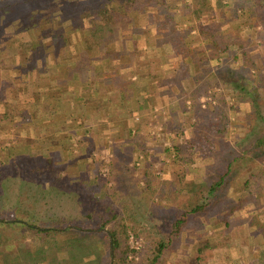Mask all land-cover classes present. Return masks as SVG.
Masks as SVG:
<instances>
[{
    "label": "rangeland",
    "instance_id": "rangeland-1",
    "mask_svg": "<svg viewBox=\"0 0 264 264\" xmlns=\"http://www.w3.org/2000/svg\"><path fill=\"white\" fill-rule=\"evenodd\" d=\"M88 1L81 2L85 6ZM118 2L108 0L107 6ZM255 2L246 1L258 8L259 17L236 13L240 18L229 21L237 9L235 0H207L208 5L206 0H152L146 12L138 15L139 25L134 30L132 25L126 26L110 44L115 58L94 65L96 70L88 76L94 79H78L77 98L72 88L59 98L64 104L61 115L76 116L79 121L75 127L64 126L74 131L72 145L82 160L79 169L71 172L89 169L84 183L91 189L98 179L107 181L120 222L131 226L127 243L133 264L153 262L151 245L159 239L166 247L153 264H264V146L254 150L251 145L263 133L264 123L251 99L243 98L245 95L234 89L229 79L224 80L225 76H237L248 90L258 93L264 114V2ZM71 3L76 0H0V91L5 83L3 93L9 103L19 100L25 105L17 108L13 104V117L25 112L28 82L32 80L31 86H35L33 79L42 74L45 63L49 70L50 60L43 47L29 77L24 76L21 65L28 63V51L20 42L42 37L44 46L51 48V28L61 12L69 13ZM166 12L173 16L177 29L170 28ZM141 23L155 29L144 33ZM175 33L186 36L188 43L199 49L197 57L204 59L182 60L171 43ZM211 34L221 43L219 47L225 42L230 49L220 52ZM70 38L77 40L75 35ZM72 48L74 55L69 58L80 57L76 47ZM94 50L92 57L97 56ZM62 55L66 56L65 52ZM106 71L111 73L116 90L102 98L100 86L93 85V75ZM104 85L110 88L108 83ZM121 85L125 86L120 91ZM91 101H95L93 106ZM4 104L0 103V114L6 109ZM125 107L131 112L116 130L109 125L99 127V111ZM83 118L86 121L82 124ZM12 123L5 128L0 125V134L15 132L12 130L18 125ZM176 143L181 146L179 159ZM3 148L0 161H7L8 150ZM229 161L233 172L218 186L214 198L207 191L209 185L227 169ZM66 174L77 180L70 171ZM22 181L23 174L16 172L14 180L3 187L0 184V264H4L6 244L11 242L14 246L9 250L14 248L15 264H39L44 258V264H118L106 228L95 229L91 222H85L87 207L82 208L77 200L65 201L61 214L67 216L68 224L87 228V239H73L78 249L93 248L94 252L85 251V257L76 247L70 254L68 246L73 243L62 231L48 235L32 228L27 240L24 235L29 230L10 227L8 224L18 220L8 213L17 206L16 189L13 192L12 188ZM45 200L30 199L36 216H52L59 211L51 206V198L47 197V203ZM207 201L213 202L207 206V213L197 215L180 232L175 231L174 218L164 212V207L156 209L171 202L188 205ZM41 246L44 252L38 250Z\"/></svg>",
    "mask_w": 264,
    "mask_h": 264
},
{
    "label": "trees",
    "instance_id": "trees-1",
    "mask_svg": "<svg viewBox=\"0 0 264 264\" xmlns=\"http://www.w3.org/2000/svg\"><path fill=\"white\" fill-rule=\"evenodd\" d=\"M81 1L82 0H76V3L69 4L68 14H63V11L59 17L57 16V23L55 22L51 28V48L44 46V42H42L44 40L42 37H33L29 43H25L23 41L20 42L28 51V63L21 65V67L25 68L21 69V74L23 73L24 76H28L32 72V69L36 66V59L41 55L43 47V50H45L43 54L45 55L47 53V56L50 58L49 64L55 63L56 56H60L62 52H65L66 56H62L63 58L65 57L67 61L63 65V78L60 80L61 85H65L70 81H73L76 73L82 71V69H88L94 65L97 67L99 64H104L107 60L112 61L116 51L113 48H110V44L118 37L120 32L126 26L132 25L134 30V27L139 25L138 15L146 12V7L151 4L152 0H118V4L110 6H107L108 0H96L95 3L91 0L88 1V5L85 6ZM163 1L168 0H157L158 3H162ZM246 1L247 0H235L237 9L233 11L229 21L231 19L240 18L236 17V13H239L238 15L244 14V16H253L255 18L259 17L258 8L252 5V3L249 6ZM263 2L264 0H256L255 4ZM206 5H208L207 0ZM207 7L210 8V6ZM160 12L164 13V11ZM166 15L168 24L170 23V28L173 30L177 29L176 23L172 21L173 16L167 14V12ZM71 35L72 37H74V35L77 37V40H74L73 38L75 42L72 41V38H70ZM211 36L215 40L213 45L220 52L230 49L229 45L225 42L221 47H219L221 43L219 44V41L215 38L214 34H211ZM172 41L176 52L180 55L182 60L194 62L195 60L197 61V59H204L202 56L197 57V55H200L199 49L191 46V44L188 43L186 36L184 37L181 36V34L175 33L173 34L171 43ZM73 46H75L76 50L80 52V57H77L76 59L69 58L74 55ZM94 49H97V56L92 57L93 51H95ZM30 52H32L31 57H29ZM118 54L119 53L117 52L116 56H118ZM11 66L14 67L15 65L12 63ZM53 68V66H49V69ZM228 79L231 81L234 89L238 90L241 95H245L243 98L247 96V98L251 99L255 108L254 111L258 115L257 117L260 116L264 123V114L262 113L260 106L259 94H253L250 90H248L246 85L241 82L237 76H228L227 78L226 76L224 77L225 81ZM123 86L125 85L120 86V91L123 90ZM1 87L2 91H0V103L3 101L5 103L4 105H6L5 111L0 114V125L3 128L12 122L20 123L21 119L26 121L32 116L44 115L42 114L44 112H40L39 110L37 112H40L39 114L36 112L32 114L31 110L26 108L25 112L22 111L23 114L21 117H13L15 114L11 110L13 104H15L17 108L25 105H23V103L19 100L18 102L15 101L14 103H9V100L6 99L5 94L3 93L5 83H2ZM62 95L64 96V93H62ZM30 123L31 121H26L24 126L27 128L32 127ZM76 125H78L77 122L70 124L68 127H75ZM33 127L38 128V134L40 135L38 138L39 140L37 141L38 144L47 148L49 152H45V154H42L41 157H31L27 154L21 153L10 154L9 156L7 155V161H0V184H3L2 187L5 183L14 179L16 172L24 173L25 179L23 184L14 185L15 187L12 188L13 192L16 189V195L15 193L14 195L17 200V206L13 208V211H9L8 213L9 215H16L19 221L15 218V222L12 221L8 225L12 228H15V225L29 230L33 228L39 233L48 235L62 231L66 233L68 237L67 239L70 240L69 243H73L70 245L71 247L68 246L70 254L72 255L74 253L73 247L77 248L73 239H79L81 241H83L84 238L87 239V228H84L81 224H68L67 216L61 214V208H64L63 204L65 201L70 203V200H77L76 203L79 202L82 204V208L87 207L83 216L85 222H91V227H96L95 229L101 230L106 228L109 237L108 244L111 247V250L117 251L115 252L116 256H118L116 262H118V264H133L134 262L130 261L128 257L129 246L127 243L128 229L131 226L120 222L121 216L117 213L113 202L110 201L113 190L106 184L107 181L98 179L99 177L97 176V185L95 188L91 189L88 184L84 183L87 180L85 178L89 176L87 174L89 173V169L86 168L87 170L81 169L79 171L70 172L71 175H74V180L77 179L75 181L70 179L71 176H68L70 174H66L70 170L79 169L82 163V160H79L80 158H78L80 154L72 145V136L74 131L67 130V134L65 135L68 142L64 145V141L62 142L56 140L52 136L51 138H47V136L43 133L44 131L40 130L42 126L39 124ZM22 142L19 141V143ZM56 143H60L63 147L60 149H52L51 147ZM57 145L60 146L59 144ZM251 145L254 150H260L264 146V131L256 136ZM20 147V151H23L22 144H20ZM1 148L2 147L0 146V149ZM175 148L178 151L179 159L181 157L179 155V152H181L180 144L176 143ZM258 155H260V153H258ZM233 169V163L229 161L227 169L221 170L222 172L218 178H216L217 180L213 181L209 185L207 191L212 197L215 198L218 186L225 184L228 181ZM82 171H84L85 176L82 175ZM102 187L104 190L101 189ZM8 188H10V185ZM101 192H103V195H100ZM40 197H42L43 200L46 198L45 203H47V197L51 198L54 201L51 206L54 208L57 206L56 211L58 208L59 211L52 216H46L47 214L36 216L34 210L31 209L32 205L30 203V199L35 198L36 200H39ZM45 203L43 202L42 204L45 205ZM211 204H213L211 201L188 205H172L171 202V204L166 206L159 204L156 206V209L164 207V212L168 211V214L174 218L173 227L175 228V231L180 232L183 226L188 224L197 215H200V213L206 214L208 211L207 206ZM39 211L40 209H38V212ZM43 217H45V219ZM92 231H94V228H92ZM165 247L166 242L162 239L152 242L151 249L153 253V262L150 264L159 260ZM3 250L4 249H2V251ZM78 250H81L80 256L84 253L81 257H85V251H87L86 254L94 252L93 248L90 250L85 249V251L77 248V251ZM5 252H7V248ZM9 257L8 252L7 255L4 253V264H9ZM109 264H111V262Z\"/></svg>",
    "mask_w": 264,
    "mask_h": 264
},
{
    "label": "crops",
    "instance_id": "crops-1",
    "mask_svg": "<svg viewBox=\"0 0 264 264\" xmlns=\"http://www.w3.org/2000/svg\"><path fill=\"white\" fill-rule=\"evenodd\" d=\"M141 18L142 17H140V19ZM145 25H146L145 23L140 24V27H143L145 30L144 33L147 32L146 30L148 28L149 29H153V28L155 29L154 26H150V25L145 26ZM48 60H49V58H48ZM66 61H67V59L65 57L63 58V56L57 55L56 56V62L51 64L54 68L48 70L47 69L48 64H45V68L42 69V71H41L42 74L37 76V79L36 78L33 79V81H35V84H36L35 86H33V87L31 86L32 80L30 82H28V84L30 85L28 91L26 92L28 100L24 101V99H23V101L26 104V108L28 110H31L32 114L34 112L37 113L39 110L40 112L43 111L44 113H42V114H46V115L32 116L28 120H26V121H31L30 124L32 125V127H29V128L24 126L26 124V121L24 119H21L20 123H14L13 122L12 124L14 126H15V124L18 125V126L14 127L15 130L14 129L12 130V132L13 131H15V132L10 133V134H7V133L0 134V141L8 142V145L0 144V146L2 147L1 148L2 150L0 149V153L4 152L3 147H5L8 150V156L10 154H16V153L20 154L21 153V154H27L31 157H41L42 154H45V152H47V151L49 152V150H47V148L42 147L37 142L39 140L38 138L40 137V135L38 134V128L33 127L37 124L42 126L40 130L44 131L43 133H44V135L47 136V138H51V136H52L56 140H59L62 142L64 141L63 142L64 145L68 142V139L65 135V134H67V129H65L64 126L68 125V124H73L75 122L78 123L79 121H77L78 119L76 118V116H71V117L65 118L64 116L61 115L60 112H62V110L60 107H64V104L62 103V101H60L59 98L62 96V93L67 91V88H69V89L72 88L73 92L76 94V98H77V93L79 92L77 88H79V85L81 84V83H79L80 81H78V79L85 77V76H86V79H85L86 82H88V80L94 79V77H90V79H89L88 76L90 75L91 70H96V69L94 66L90 67L88 69L87 68L82 69V71H79L76 73L75 77L73 78V81H70L69 83H67L65 85H63V84L61 85L60 80L63 78V73L61 72L62 70H60V69H62V67H63L62 65H64L66 63ZM49 62H50V60H49ZM49 66H50V64H49ZM93 76H96V81L94 83L92 82L93 85L100 86V88L98 90V93H100V97L104 98L106 95L113 93L116 90V86L114 84H111V77L112 76H111L110 72L106 71L105 73H101V75H93ZM25 79H27V78L25 77ZM98 79H102V80H98ZM105 82L108 83V85H110L109 89H105V86H106V85H104ZM33 88H36V90H33ZM139 88H138V90L140 92L141 88L140 89ZM133 91L134 90L131 89L132 95H133ZM83 97H85L84 100H86V96H83ZM80 102H81V100H80ZM83 103H82V105H83ZM90 103L93 106L95 104V101H93V102L91 101ZM92 111H93V109H92ZM129 112H131V110L130 109L128 110L126 107L124 109H120V110L109 109V110H107L106 113L104 111H99L100 122H98L97 124H99V127L100 126L105 127V126L109 125L110 127H112L113 130H116L121 121L128 119ZM39 113H37V114H39ZM82 121H83L82 122V124H83L86 121L85 118H83ZM19 124H20V126H19ZM19 141L20 142L23 141V142L19 143ZM20 144H22L23 151H20V149H21ZM57 144H59L60 146H58ZM62 147L63 146L60 143H56L51 148L52 149L53 148L54 149H60ZM70 172H71V170H70ZM22 174H23V181L17 185H21L24 183V173H22ZM26 230H29V229H26ZM28 232L29 233H26L24 236H26L25 239L30 240L31 232H30V230ZM9 246H10V248H9ZM11 246L13 247L14 243L11 242V244L9 243L7 245V252H8V255L10 256L9 257V259H10L9 264H15V260H14L15 258H14V254H13L14 248L12 249V251L9 250V249H11ZM44 248H45L44 246H41L38 248V250L39 251L42 250L41 252H44L43 251ZM44 259H42L39 264H44L45 263Z\"/></svg>",
    "mask_w": 264,
    "mask_h": 264
}]
</instances>
